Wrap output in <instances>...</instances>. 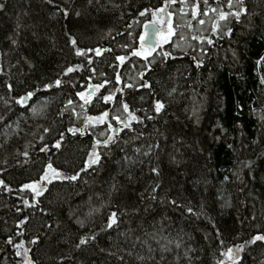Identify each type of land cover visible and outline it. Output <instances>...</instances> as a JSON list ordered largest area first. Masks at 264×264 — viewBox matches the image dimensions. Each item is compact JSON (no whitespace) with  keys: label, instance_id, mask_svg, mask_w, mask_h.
Wrapping results in <instances>:
<instances>
[{"label":"trees","instance_id":"obj_1","mask_svg":"<svg viewBox=\"0 0 264 264\" xmlns=\"http://www.w3.org/2000/svg\"><path fill=\"white\" fill-rule=\"evenodd\" d=\"M165 2L0 0V264H264V0L170 3L183 39L134 56Z\"/></svg>","mask_w":264,"mask_h":264},{"label":"snow or ice","instance_id":"obj_2","mask_svg":"<svg viewBox=\"0 0 264 264\" xmlns=\"http://www.w3.org/2000/svg\"><path fill=\"white\" fill-rule=\"evenodd\" d=\"M48 2L51 3L52 0H48ZM176 2H177V0H166V2H165V6H164V7L157 8L155 11H153V13H152L153 16L155 17L156 14H157V12H159V13H165L168 4H169V3L174 4V3H176ZM181 2H183V0H181ZM237 2L241 5V10H240V11H237V12H230V13H223V12H221V13H220V20H226L228 15H232V16H235V17H236L237 21H239V18H240V16H241V14H242V13H246L247 9H246L245 7H243L244 0H237ZM205 4H207V0H205ZM3 7H4V6H3L2 4H0V9H2ZM228 7H229V8L232 7V0H228ZM212 11L215 12L216 9H212ZM140 15H141V16H144V15H145V12H144V11H141V12H140ZM167 15H168V19H167V21H166V23H167V25H168V31H167V34H166V35H160V33L163 32V29H162V28H161V29H156L155 35H159V43H152V44H148V43H147V40H146V35H147V34H145V35H141V36H140L141 48H140L139 50H135V51H133V55H134V56H143L144 59H147V57H148L149 55H151V53H152L153 51H155L156 48H157L160 44H162V43H168L169 40H170L173 36H178L180 39H183V35L177 32V29H179L180 27H182V25H180V24H175V25H174V24H173V20H172V14H171V13H167ZM197 15H198V6H197V7H194V8L192 9V16H193V18H196ZM203 15L207 16L208 13H207V12H204ZM199 23H200V24H204L205 21H204V20H200ZM188 26L191 27L190 24H189ZM146 27H147V26H146ZM216 28H217V25L214 24V25H213V31H216ZM192 39L195 40V39H198V38H197L196 36H193ZM72 43L75 44L76 41L73 40ZM208 43L211 44L212 41L209 40ZM96 51H97V54H99V50H96ZM80 54H81V51H80V50H77V55H80ZM170 55H171L170 53H167V52L164 53L165 58H167V57L170 56ZM117 59H118L121 63H123L124 60H125V57H122V56H121V57H117ZM262 59H264V58H262ZM200 66H201V64H200V62L198 61V62H197V67H200ZM72 71H73L72 68H68V69H67V72H72ZM66 74H67V73H66ZM141 75H143V74H141ZM119 79H120V77L117 76V82H119ZM60 83H61V81H59V80L56 81V85H57V86H59ZM261 83H264V79L261 80ZM7 87H8V89H9V91H12V85L9 84V85H7ZM98 87H99V86H98ZM143 87H150V85H148L147 83H145V84L143 85ZM173 91H174V90H173ZM169 94H171V93H169ZM34 95H35V92H34V91H29V92H27L25 95L19 97V98L16 100V103L19 104L21 107H25V106H26V102L29 101V100H31V99L33 98ZM80 95L83 96V93H80ZM100 98H102L103 101H104L105 103H107L108 101H110V100L113 99L112 95L98 97V99H100ZM88 102H89L88 100H85V103H88ZM70 103H71V102H70ZM164 107H165V106H164V104H163L162 102H160V101H156V102H155V112H156L157 114H159V113L161 112V110H162ZM123 108H124V110L127 112V111L129 110V105H128L127 103H123ZM30 110H31L33 116H41L42 113H43V108H42V107H41V108H37L35 105L31 106V109H30ZM107 116H109V112L104 111V112H102V114H101L100 116L96 117L95 119H96L98 122L103 123L105 117H107ZM113 118H114V119H117V121L119 122V118H118V117H113ZM89 119L91 120V119H93V118H92V117H89ZM136 119H138V118H137L135 115H133V114L130 113V120H136ZM148 119H153V117H148ZM130 120L124 122V128H129ZM108 127H109V128H112L111 125H108ZM47 131H49V129H45V132H47ZM70 131H73V132H74V130H72V129H70ZM81 133L83 134V130H81ZM61 136H63V134H61ZM42 138H43V137H41V139H42ZM110 141H112V137H111V136L108 137L107 141H104V145H105V147L108 146V142H110ZM99 143H100V142L97 141V142L94 144V147L98 146ZM55 146H56L57 148H59V147L61 146V145H60V142H57V144H56ZM40 151H42V152L45 151V148H41ZM25 155H27V153H25ZM90 155H91V154H90ZM145 155H147V153H145ZM98 161H99V155L96 154V159L93 160V161H91V163H97ZM47 167H48L49 169H52V165H51V164L47 165ZM52 171L55 173V170H54V169H52ZM153 172H157V169H153ZM43 179H48L47 174H45V176L43 177ZM69 179H71V180H76L77 177H76V176H71V177H69ZM25 187H32V188H34V189L36 188L35 185H26ZM42 191H43V188L39 189V190L37 191V194H40V192H42ZM154 198H155V197H154ZM173 203H175V201H173ZM188 211L191 212V209H189ZM89 214H91V213H89ZM117 218H118L117 213H116V212H112L111 215H110L109 218H108V223H107L106 228H105V229H102V231H106L107 229H111V228L113 227V225H115V224L117 223ZM94 238H95V237L93 236L92 239H94ZM257 241L264 242V235H256V236H254V237L252 238V240L249 241L248 243H249V244H255ZM35 242H36V241H33V243H35ZM9 243H11V241H9ZM86 243H87V239L82 238V239H80L79 244L77 245V247L79 248L81 245H85ZM177 247H179V245H177ZM238 250H242V249H238ZM232 251H233L232 249H228V253H229V254H231Z\"/></svg>","mask_w":264,"mask_h":264},{"label":"water","instance_id":"obj_3","mask_svg":"<svg viewBox=\"0 0 264 264\" xmlns=\"http://www.w3.org/2000/svg\"><path fill=\"white\" fill-rule=\"evenodd\" d=\"M166 21H167V17H165L163 23L161 26H158L156 25L155 23H152V22H149V23H146L143 28H142V34L146 35V40H147V43L148 44H152V43H157L156 41V38H157V35H155V32H156V29H163L164 31V28H165V25H166ZM147 26V27H146ZM141 48V41H140V44H139V49ZM126 58V57H125ZM84 95L86 97H97L98 96V92L95 91L94 87L93 86H89L85 91H84ZM125 120H122V123L124 124ZM114 133H116V131H114ZM42 187L39 186L38 190L41 189Z\"/></svg>","mask_w":264,"mask_h":264},{"label":"rangeland","instance_id":"obj_4","mask_svg":"<svg viewBox=\"0 0 264 264\" xmlns=\"http://www.w3.org/2000/svg\"><path fill=\"white\" fill-rule=\"evenodd\" d=\"M157 14H162V13L157 12ZM163 19H164V16H161L160 18H159V17H156V16H155V17L153 16L152 19L150 20V22L155 23V24L158 25V26H161ZM167 31H168V25L166 24V27H165L164 31H163L162 33H160V35H166V34H167ZM156 40H157V43H159V35L157 36ZM169 41H170V40H169ZM165 44H166V43H162V44H160V45L158 46V48H159V47H162V46L165 45ZM94 89H95L96 91L99 90V88H96V87H94ZM83 98H84V99H87L88 101L91 100V98H85L84 96H83ZM31 185H35L36 188L34 189V188H32V187H29V189H30L33 193H37V191H38V187H39V186L43 187L44 182H43V181H39V182L34 183V184H31Z\"/></svg>","mask_w":264,"mask_h":264},{"label":"flooded vegetation","instance_id":"obj_5","mask_svg":"<svg viewBox=\"0 0 264 264\" xmlns=\"http://www.w3.org/2000/svg\"><path fill=\"white\" fill-rule=\"evenodd\" d=\"M161 16H163V15H162V14H158V15H156V17H159V18H160ZM164 19H165V18H164ZM164 19H163V20H164ZM159 48H160V47H159ZM159 48L157 47L155 51H157ZM149 56H150V55H149ZM93 99H94V98H93ZM91 100H92V98H91Z\"/></svg>","mask_w":264,"mask_h":264}]
</instances>
